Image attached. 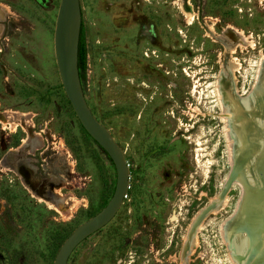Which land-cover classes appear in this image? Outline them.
Wrapping results in <instances>:
<instances>
[{"label":"rangeland","instance_id":"374dc122","mask_svg":"<svg viewBox=\"0 0 264 264\" xmlns=\"http://www.w3.org/2000/svg\"><path fill=\"white\" fill-rule=\"evenodd\" d=\"M59 2L0 0L12 12L0 10V264H53L62 241L115 186L113 163L81 126L59 78ZM79 3L83 93L123 150L129 186L114 217L66 264H234L221 227L240 200L239 178L218 196L232 171L226 94L244 102L259 81L264 0ZM228 25L252 44L238 46ZM210 202L217 212L198 218ZM194 234L197 246L185 252Z\"/></svg>","mask_w":264,"mask_h":264},{"label":"water","instance_id":"95a60500","mask_svg":"<svg viewBox=\"0 0 264 264\" xmlns=\"http://www.w3.org/2000/svg\"><path fill=\"white\" fill-rule=\"evenodd\" d=\"M82 16L79 0H60L54 26L53 46L56 66L64 93L81 126L105 152L113 163L116 180L113 193L107 203L95 214L79 223L60 245L53 264H66L72 251L84 239L106 225L116 214L129 186V168L123 150L108 129L90 110L83 93L78 69V43ZM264 149V148H263ZM251 160L248 159L247 162ZM245 162V160L243 161ZM254 182H250L244 170L231 172L218 195L223 197L232 180L241 176L243 193L240 207L235 212V230L246 234L250 249L246 264H264V150L256 156ZM252 169V168H251ZM215 206V202L208 204ZM233 215V214H232ZM205 213L201 214L204 217Z\"/></svg>","mask_w":264,"mask_h":264},{"label":"bare ground","instance_id":"6f19581e","mask_svg":"<svg viewBox=\"0 0 264 264\" xmlns=\"http://www.w3.org/2000/svg\"><path fill=\"white\" fill-rule=\"evenodd\" d=\"M0 10L5 11L6 13L10 14L12 13L11 10L7 5L0 4ZM187 19H191L192 13H187ZM235 35H237L239 40L241 41L238 46H244L245 44L251 45V41L248 40V38L244 35V33L232 26L228 27ZM209 30H213L210 28ZM264 55V54H263ZM262 55V59H264V56ZM239 65L235 61V59H232V66L233 68ZM235 68V69H236ZM259 81L256 84V88L254 92L250 93L248 98L243 102L239 101L234 96H231L230 94H226V98L228 103L232 105L233 113H230L233 115L230 119H227L228 126L230 127V130L227 131L226 139L227 144L231 150V156H230V162L232 163V171H235L236 169L240 168V165L244 163V165H241V169L244 170L245 174L247 175V178L250 182H254V175H252V170L255 171V159L258 154L263 152L264 148V67L263 63H261V70L259 72ZM228 95V96H227ZM223 110H226L223 108ZM9 121V120H8ZM3 127H7L6 125H10V122L4 123ZM12 123V122H11ZM11 132L15 130V125H11L10 129ZM225 131V130H224ZM26 140H24L25 142ZM61 143V142H60ZM250 159V162H247V160ZM245 160V162H243ZM252 168V169H251ZM239 179L238 184L241 188V194L243 193V184L241 182V176H237ZM24 187L27 189V191L37 199V201L44 203L49 209H53L57 212H60L59 208L56 206V204L49 201L47 198L37 194L30 185L24 183ZM75 199V198H74ZM225 199V198H224ZM223 199V200H224ZM222 200V199H221ZM77 202V201H76ZM241 198L238 201L235 211L232 216L229 217V219H226V221L223 222L221 227V233L223 236L224 243L226 244L229 254L232 257V260L234 264H246V257L250 249V243L249 239L247 238L246 234L242 232H237L235 230V212L240 207ZM212 203V202H210ZM226 204V201H222L220 204L222 207H224ZM219 206H207L205 207L200 214L198 215V218L201 217V214L203 213H215L217 212ZM238 212V211H237ZM198 225L196 226V231L200 228L199 221H197ZM195 225V224H192ZM196 234V233H195ZM195 234L193 238H185L183 250L185 252H191L192 247L197 246V240L195 238ZM264 236V234H263ZM186 258V257H184Z\"/></svg>","mask_w":264,"mask_h":264},{"label":"trees","instance_id":"16d2710c","mask_svg":"<svg viewBox=\"0 0 264 264\" xmlns=\"http://www.w3.org/2000/svg\"><path fill=\"white\" fill-rule=\"evenodd\" d=\"M86 65H87V51H86L85 32H84V27L82 23L79 43H78V69H79V75L81 79L84 78L85 76Z\"/></svg>","mask_w":264,"mask_h":264},{"label":"flooded vegetation","instance_id":"af4514ba","mask_svg":"<svg viewBox=\"0 0 264 264\" xmlns=\"http://www.w3.org/2000/svg\"><path fill=\"white\" fill-rule=\"evenodd\" d=\"M3 128V127H2Z\"/></svg>","mask_w":264,"mask_h":264}]
</instances>
